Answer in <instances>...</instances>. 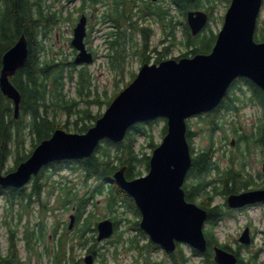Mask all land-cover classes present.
I'll return each instance as SVG.
<instances>
[{"label": "trees", "instance_id": "trees-1", "mask_svg": "<svg viewBox=\"0 0 264 264\" xmlns=\"http://www.w3.org/2000/svg\"><path fill=\"white\" fill-rule=\"evenodd\" d=\"M172 1L175 3L178 11L185 15V17L187 10L199 8L205 9L210 15H213L214 8L218 2V0ZM228 1L230 2V0ZM0 2V71L3 54L14 45L22 34L26 36L29 46L27 62L12 77L13 84L22 95L21 110L17 118L15 117L13 101L5 96L0 89V174H2L6 168L7 161L12 155L15 157L14 166L10 167L6 172L14 170L18 164L26 160L36 146L42 140L51 137L53 132L58 128L79 133L86 132L102 116L101 111L95 112L92 110L93 106L101 108L104 105L108 106L113 98L135 78L136 74H132L131 80L123 83L121 89H119L121 82L116 80L112 84L115 88L110 96L109 88L100 89V85L95 82L94 75L88 67L76 68L73 59L69 60V57L62 52V49L58 50L51 43H47V39L50 38V31L54 27L57 17L56 13L52 12L49 5L46 4V0H0ZM166 13L164 8L160 9V19L164 26L168 25V20L165 17ZM185 17L180 20L181 22H178L183 23L184 40L182 43L188 49L184 56L208 53L214 45L217 35L213 33V40L210 43L208 42L209 44L206 43L204 34L197 36L191 34ZM144 32L145 36H147L148 31L144 30ZM120 33L113 37L111 41L112 56L114 57V66L112 67L114 69V76L123 75L117 73L118 66L121 65L122 67L124 59L121 58L128 54V46L132 47L133 45L131 38H126L123 41V34L121 35ZM125 37L126 35L123 38ZM255 40L264 41V24L261 21L258 22ZM121 61L123 62L122 64H120ZM245 81L253 89L254 97L264 102V90L250 80L246 79ZM68 82H74L75 94L73 96L66 91V84ZM227 98H225L224 102L221 101L222 105L228 102L233 107V98L229 101H227ZM211 112L201 122L202 132L205 133V137L210 140V143L197 153H193L192 165L189 170L193 194L189 195L188 200L194 201V195L199 191H203V196L206 199H204V202L202 201L201 206L208 210L209 216L207 221L214 225L225 218L227 212L219 204L210 207L212 198L219 194L236 193L242 188H248L249 183L242 177V170L231 167L226 171L214 160V135L220 125L217 114L219 113V109L217 113L215 111ZM151 121L153 120L135 124L120 142H114L110 139L103 140L89 157L67 161L70 166H74L76 170L84 173V178L99 179L101 183L96 188L109 187L110 192H107V204L111 209L114 208L119 198H127V193L114 181V172L118 168L126 166V177L134 179L142 174L137 169L138 164L144 165L149 170L150 156L144 154L145 152L141 154L137 150L136 141L138 135L141 133L146 135V122ZM166 131L167 124L164 126V133ZM190 134L192 133L188 129L187 138L191 144ZM257 137V145L259 142L264 143V125H262ZM149 145L155 148L157 144L154 140H151ZM58 163L60 164V162H55L50 164V166L58 168ZM60 167L62 166L60 165ZM48 168L49 166H44L39 174L33 176L30 192L23 186V188H18L0 185V197L5 202V212L2 220L9 230L18 232V223L24 217V212L22 213L19 209L24 208L26 204H33L39 201L41 195L46 191V200L43 199L45 214L56 208L55 206H49V202L54 194H58L57 204L67 209L69 208V210L73 202L75 200L78 201L80 204L78 208L79 218L82 217L86 210V205L90 201L89 195L91 193L79 196L73 186L56 184L50 180V176L57 168L50 172L47 171ZM219 183H222V191L219 190ZM17 206L19 209L15 208ZM129 209L133 210L135 214L141 215L135 203L132 204V207L129 206ZM16 217L18 218V222L13 227L11 221L16 220ZM86 221L87 223L83 225V231L91 227L90 223H88L90 218H86ZM59 226L57 224V228L54 230L55 233L58 231ZM28 228L30 229L29 237L34 249L35 239L40 237L42 233L45 235L47 228L43 223L40 226L38 223L33 224V226L31 225ZM134 228L141 231L146 239V233L140 228L139 221L134 222L129 230ZM118 231L117 229V239L121 238V232ZM83 235L84 233L81 238ZM65 236L67 237V233ZM205 237L207 239L208 250L204 254H201L197 250L194 252L204 256L205 264H216L213 259V246L215 244L221 245L219 238L214 235L211 229L205 230ZM125 239L129 249L132 250L134 248V260L138 264H158L154 260L153 254L161 250L159 244L152 240H148L147 244H141L137 237L131 234L126 236ZM7 242L6 252L0 244V264H20L14 254L15 244L10 236ZM114 243L113 248L108 247L107 251H103L102 254L98 253V248L94 249V254L97 257L102 256L101 261L103 264H109L107 262L109 260L107 255L111 258L117 256L119 247L117 246V242ZM222 245L230 249L228 246ZM59 251H57L58 255ZM236 254L238 256V264H264V260H259L257 255L250 254L245 256L240 251H236ZM169 256L173 257L175 264H190L189 257L185 255L180 245ZM55 260L57 263L60 262V258L58 257Z\"/></svg>", "mask_w": 264, "mask_h": 264}, {"label": "water", "instance_id": "water-1", "mask_svg": "<svg viewBox=\"0 0 264 264\" xmlns=\"http://www.w3.org/2000/svg\"><path fill=\"white\" fill-rule=\"evenodd\" d=\"M263 2L231 0L210 53L143 64L138 75L113 98L86 132L56 129L15 170L0 174V185L22 187L50 162L89 157L103 139L120 142L136 123L163 117L167 119V132L153 150L148 174L128 179L126 166H122L113 175L135 199L142 214L140 226L152 241L168 253L175 251L178 242L206 251L204 224L208 210L188 201L183 188L192 165L187 120L217 107L238 77H246L264 90V41L255 40ZM187 18L192 34L196 35L208 23L209 15L203 10H191ZM85 35L86 21L82 19L72 39L78 50L75 58L78 64L93 61ZM28 56V40L22 34L2 57L0 89L13 100L16 118L22 95L11 77L25 65ZM261 201L264 188L231 193L227 198L231 207ZM98 229L99 240L110 237L114 233L113 221L102 220ZM249 232L246 228L241 242L250 241ZM214 249L217 264H237L235 254L218 246ZM85 261L93 264V255H87Z\"/></svg>", "mask_w": 264, "mask_h": 264}, {"label": "flooded vegetation", "instance_id": "flooded-vegetation-1", "mask_svg": "<svg viewBox=\"0 0 264 264\" xmlns=\"http://www.w3.org/2000/svg\"><path fill=\"white\" fill-rule=\"evenodd\" d=\"M53 1H55V3L52 4V9L56 12L58 24L61 26L65 25L67 27L66 35H64V32L62 34V37H67V39L71 41L74 34V28L79 24L82 18H85L87 27V35L85 40H93L95 39V36L104 37V40H106L107 43L106 58L109 67L114 66V57L112 56L113 50L111 47V41L113 37H115L119 32H121L120 34H123V41L126 38L132 39V51L125 55V57L121 58L124 59V63L121 61L120 64L123 63L122 67L121 65L118 66L117 73L119 74H136L142 67V65L145 63L159 64L160 62L169 58L179 59L181 57H184V54L178 57H172V50L176 46H178L175 37L176 18L175 16H173L174 14L170 10L172 0ZM161 8H164L167 12L165 14L166 20H168L167 26H164L161 23ZM159 29L160 32L158 31ZM144 30H146V32L148 31L147 36H145ZM160 33L161 36L159 37ZM57 35H61L59 31ZM125 35L126 37L123 38ZM184 46L186 47L185 44ZM73 52L75 54L77 53L74 50ZM92 52L95 55L96 51L92 50ZM141 53H143L144 55ZM134 59H137L139 63L137 70L132 66ZM245 80L246 79L244 78L237 79L225 96V98L228 97L227 101L233 98V107H231V104L227 102L224 105L220 103V105L216 109L212 110V112L215 111L217 113V110L219 109V113L217 114L219 116L220 121V125L218 126L216 131L217 138L214 155L216 158H218L217 162L219 164L222 162L226 165L223 166L226 168V171L231 167L243 171L242 177L244 178V180L248 181L249 186L248 188H242L241 190L264 188V172H255L253 170L257 163L264 166V143L259 142V144L257 145V135L262 125H264V102L254 97L253 89ZM243 89H246L247 93L251 94L245 95ZM225 98L224 100H222L223 102L225 101ZM245 110L250 111L251 115L249 116L248 114H245ZM208 114L209 112L192 117L189 120L198 118L204 119L208 116ZM189 131L193 134V130L191 129V127H189ZM257 156H261L262 159L257 160ZM47 171L49 172V169ZM85 181L90 182L92 180L85 179ZM191 182L192 181L190 178V174H188V179L184 184L185 196L187 200L190 197L189 195L193 194V186L190 185ZM23 187H26V190L29 192L32 189L31 183ZM222 188V183H219V190L222 191ZM108 190L99 189V195L103 196L104 198L108 197L107 192H110ZM93 191L98 192L97 189H90L86 190L85 193H87L88 195ZM202 192L203 191H199L194 195L195 198H201V203L202 201L204 202V199H206L203 196ZM229 194L216 195L214 198H212V201H210V207L219 204L224 207L225 212L230 213L232 216H236L238 212H242L249 208L264 206V202H258L240 208H231L226 203V197ZM97 196L94 194L89 195L90 201L86 205V210L81 218H79L78 213V208L80 207V204L78 201L75 200L72 204L74 210V219L71 220V213L69 215L68 220L62 219L59 221V223L54 220L52 223V233L50 235L48 234V238L50 237L53 242L48 243L46 240V234L43 235L42 233L40 237L35 239L36 242L34 249L32 248V241L29 237L30 229L28 227L30 224V220L26 219L28 217L29 212L31 214L28 218L32 216V213L39 218V222H37L39 226L41 225V223L47 226V215H53L54 213L49 211L47 214L44 213V194L41 195L39 201H36L33 204H26V206L21 209H19L18 206L15 207L16 209H19V211H22V213L24 212L25 218H22L18 223L19 227L21 228V232H14L13 230H9L8 232V237L10 236V238H12L13 243L15 244L14 254L17 257V260H19V263L86 264L85 257L87 255H93L94 257H96V255L94 254L95 248L99 249L98 253L100 254V246L104 245L105 243H107V245L103 246L105 247V250H107L108 247H114V242H117V246H120L124 242L126 233L136 236L141 244L148 243L147 237L145 239L144 235H142V232L139 231L137 228L130 230L128 228L125 231L120 229V223L123 218H116V211L120 208L124 209L125 213H132L135 215V219L131 220V225H133L134 222L139 221L140 226L139 215L135 214L133 210L129 209V206L132 207L133 203L136 204L134 198L129 195V193H127V198H119V200L115 203L114 208L108 210L109 212H112L111 216H101V214L99 215L97 213V209L99 207V204H97V200L99 199H96ZM217 197L222 198L223 202H218ZM104 206L108 208L106 200L104 201ZM108 217L114 221L115 233L114 235H112V237L105 239L104 241H99L97 239V236L99 234L98 223L102 219ZM86 218H90V221H88V223H90L91 227L90 229H85V231H83V225L87 223ZM15 219L16 220L14 222H18V218L16 217ZM129 220L130 219H127V221ZM57 224H59L60 226L58 228V231L55 233L54 230L55 228H57ZM117 229L119 230L118 232H121V238L119 239H117L118 237L116 235ZM251 229L252 240L251 245L249 246V250L250 247H252V245L256 241V235L258 232L256 230L257 228L251 227ZM66 233L67 237L65 236ZM83 233L84 235L81 238ZM243 248V246L237 244L236 249L242 251ZM123 249H127V247H123ZM256 249L257 248H255V250ZM4 251L6 252V249H4ZM57 251H59V255ZM121 254L122 251L119 256ZM166 256L168 257L167 254ZM56 257L60 258L59 263L56 262ZM171 258L172 259L169 263L160 261L159 259H157L156 261L158 262V264H175L173 257ZM117 260L119 261V264H121L120 258H117ZM132 264H135L133 260Z\"/></svg>", "mask_w": 264, "mask_h": 264}, {"label": "rangeland", "instance_id": "rangeland-1", "mask_svg": "<svg viewBox=\"0 0 264 264\" xmlns=\"http://www.w3.org/2000/svg\"><path fill=\"white\" fill-rule=\"evenodd\" d=\"M46 1H52V0H46ZM229 1L228 0H218L216 7L214 8V15L213 18L210 19V24L204 29V31L201 34H204L205 39H206V43H210L213 40V33L216 34L219 32V30L222 27L223 24V16L225 15L227 8L229 6ZM177 11L174 10V13L177 14V18L178 19H183L184 15H182L180 12L176 13ZM262 19V23L264 24V7L262 9V13L260 16ZM61 30V32L59 31ZM58 31L60 32V36L57 35ZM66 31H67V27L65 25H62L61 27L59 26H54V28L51 30L50 32V38L47 39V43H51L56 49L61 50L64 52V54L69 57V60L74 59V55H73V50H72V46L69 40H67V37H62V34L64 33V35H66ZM160 32V29L158 30ZM63 32V33H62ZM161 36V33L159 35V37ZM177 44L178 46H176L173 50H172V57H178L182 54L187 53L188 49L187 47H185L182 43V41L184 40L183 37V32H182V27H178L177 29ZM208 43V44H209ZM90 44L96 49L97 53H98V57L96 59V61L94 63H92L89 66V70L93 73L94 75V80L97 84L100 85V89H105V88H109V92H110V96L112 95V91L114 90L115 87H113V83L116 80H119L121 82L119 89H121L123 86V83L130 81V79L132 78L130 74H125V75H116L114 76L111 67L108 66V63L104 57V53L106 52L107 49V45H106V41L104 40V37H97L95 36V39H93ZM182 47V48H180ZM187 56H191V54L187 55ZM132 66L137 70L139 63L137 61V59L133 60ZM66 91L70 93L71 96H73L75 94V85L74 82L71 83H67L66 84ZM107 105H104L102 108L101 107H96L93 106L92 110L95 112H99L101 111L102 113H104V111L106 110ZM249 108V107H248ZM246 109V108H244ZM251 109V108H250ZM245 114H248L249 116L251 115V112L248 110L244 111ZM201 122H203V119L198 118V119H191L189 120V126L191 127V129L193 130V134L191 135V146L193 149V153H197L200 149H202L206 144L209 143L208 138L205 137V133L202 132V128H201ZM95 123V122H94ZM166 124V119L164 118H158L155 119L151 122H146V130L147 133L146 135L144 134H140L137 137V141H136V146H138V149L141 154L144 153L146 155H151L152 154V150L154 147H151L149 145V142H151V140H154L156 144H159L162 141V138L164 136V126ZM73 132V131H71ZM217 134L215 135V138ZM139 144V145H138ZM142 157V156H141ZM145 159V158H144ZM218 160V158H216ZM257 160H261L262 157L261 156H257L256 157ZM14 160L15 157L14 155H12L9 160L6 163V168L4 169L3 172H6L10 167L14 166ZM146 162V161H144ZM222 163V162H221ZM59 164V163H58ZM60 165L62 167H60ZM223 166H226L225 164L222 163ZM142 165V164H138L137 169L140 170L142 172V174H146V172L148 171L146 169V167ZM56 166H51V168L49 169V172L51 170L56 169ZM75 168L74 166H70L67 162L63 163V164H59L55 175H53V181H56L58 183V181H62L68 184H77L76 187L77 189H80L82 191H85L87 189H91L93 187H95V182L92 181L89 182V186L88 184L84 183L81 185L80 181L84 176V173H75ZM255 172H264L263 171V166L261 164H256V166L253 169ZM106 189V188H104ZM97 203L99 204V207L97 209V213L101 216H111L112 212L110 213L108 211V208H106L104 206V197L103 196H98L96 197ZM217 201L222 203L223 200L220 197H217ZM197 204H201V198H195L194 201ZM5 202L3 199H0V244H2L3 246H5L7 240H6V234H7V227L6 224L3 223L2 218L4 217V212H5ZM30 212L28 214V217L30 216ZM56 214H58L62 219L68 220L69 219V215L70 212H66V209L59 211L58 213L56 212ZM116 215L117 218H123L121 220L120 223V229L125 231L126 229L131 227V222L127 221V219H135V215L132 213H125L124 209L120 208L119 210L116 211ZM26 218L29 219L31 223H35L38 221V217L36 215H32L30 218ZM50 218V219H49ZM125 218V219H124ZM56 220V218H54L52 215H50L47 218V222H51V224L53 223V221ZM246 222H252L254 226H256L258 228V232L256 235V241L254 242V244L252 245V252H255V248H259L261 246H264V236L262 234V229L264 228V206H257V207H252L250 209H248L247 211H242V212H238L236 214L235 217H230L227 218L225 221L221 222L220 224H218L217 226L214 225L211 228V224L206 223L205 229H211L212 232L219 237L221 242H226V243H230L231 245H233L234 247H236V243H235V238H238L240 235V232L243 229V226L246 224ZM12 224H15V222H12ZM51 229L49 228V232L48 234L50 235ZM21 234V233H20ZM127 235V233L125 234ZM47 242L48 243H52V239H50V237H47ZM107 245V243H105L104 245L100 246V253H102L105 250V246ZM122 245V244H121ZM123 246V245H122ZM184 248V252L188 255V256H192V258L195 261H199V257L196 256L193 252V250L188 246V245H183ZM83 253V251H82ZM245 256H248L250 254L249 250H245L242 252ZM108 257V256H107ZM158 259L160 261L169 263L171 261V257H167L166 254L164 253V251H161L160 253H158L157 255ZM111 258V257H110ZM117 258H120L121 264H132V252L123 249L122 250V254L119 256H117ZM258 258L260 260H264V251L261 250ZM112 260V258H111ZM110 262V261H109ZM48 264V263H47ZM50 264V263H49ZM95 264H101L100 261H96ZM117 264V263H115Z\"/></svg>", "mask_w": 264, "mask_h": 264}]
</instances>
